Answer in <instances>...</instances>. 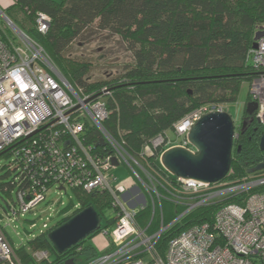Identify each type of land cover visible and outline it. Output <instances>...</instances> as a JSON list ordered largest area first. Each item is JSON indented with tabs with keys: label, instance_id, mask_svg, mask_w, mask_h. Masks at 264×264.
<instances>
[{
	"label": "trees",
	"instance_id": "16d2710c",
	"mask_svg": "<svg viewBox=\"0 0 264 264\" xmlns=\"http://www.w3.org/2000/svg\"><path fill=\"white\" fill-rule=\"evenodd\" d=\"M38 12L50 18L44 33H39L35 27L34 16ZM4 14L43 48L72 86L82 88L85 93L98 94L102 88L109 91L110 95L104 96L108 116L102 122L103 128L155 179L158 171L165 173L155 162L158 154L153 163L144 164L153 155L145 153L147 141L158 134L164 137L173 124L193 108L235 102L241 84L249 85L259 74L248 51L255 32L264 28V0H13ZM91 29L119 36L131 52L132 62L125 65L121 75L114 80L90 83L86 76L87 63L65 61L62 57L72 42L79 38L83 40ZM0 34L5 43L14 40L1 21ZM249 100L248 94L247 102ZM248 117L245 132L234 140L230 169L222 180L238 181L264 172L247 173L261 162L264 154L259 148L264 127L250 123ZM82 138L99 157L111 153L107 144L96 147L101 134L88 121H85ZM3 157L5 155L0 156ZM153 167L159 170L154 171ZM13 176L14 172L6 170V165H0V193L8 198L6 205L0 206V214L9 210L17 190L26 185L24 179L17 181L12 179ZM71 190L77 204L62 209L59 212L61 219L54 226L18 247L9 241L21 264H64L68 260L86 264L102 253L90 242L95 234L105 240L108 248L109 239L102 236L100 230L109 229L114 223L115 215L112 219L103 216L104 210L112 209L111 196L104 191ZM158 190L164 193L160 186ZM260 190L264 187L249 193ZM164 199L162 223L169 227L156 245L160 255L164 254L168 240L185 228L212 222L220 205L195 209L171 224L181 208L175 207L168 198ZM230 202H234L233 197L229 198ZM75 206H78L76 210L73 209ZM89 206L99 215L101 228L66 252L56 253L47 239L49 231ZM69 211L72 214L67 216ZM150 215L147 204L136 214L137 224L146 226ZM159 225L160 215L155 213L150 231L158 229ZM37 251L46 252L47 256L36 261L33 253Z\"/></svg>",
	"mask_w": 264,
	"mask_h": 264
},
{
	"label": "built area",
	"instance_id": "2783aa9c",
	"mask_svg": "<svg viewBox=\"0 0 264 264\" xmlns=\"http://www.w3.org/2000/svg\"><path fill=\"white\" fill-rule=\"evenodd\" d=\"M1 17L14 40L5 43L0 34V156L9 158L6 170L14 172L12 179H24L26 185L17 190L14 204L2 213L0 223L8 225L32 213L54 186L86 193L104 191L111 196L115 212L113 225L100 230L109 244L86 264H264V190L249 193L264 187V172L238 181L203 183L174 177L162 168L165 174L158 171L155 179L103 128L102 122L108 116L104 96L110 95L109 91L102 88L98 94L85 93L72 86L38 43L0 12ZM34 23L36 30L44 33L50 18L38 12ZM248 56L259 72L249 84L248 102L256 104L252 118L264 127V37L251 46ZM223 105L200 106L183 116L172 127L176 139L171 141L164 135L165 150L179 146L195 153L187 133L207 113L224 112ZM85 121L99 131L102 146L110 147L106 157H99L91 145L84 143ZM112 158L117 166L111 165ZM121 164L140 189L110 173L112 167ZM232 197L234 202L228 203ZM164 198L181 208L171 224L195 209L220 205L212 222L185 228L168 240L160 255L156 245L169 227L162 223ZM147 204L150 221L140 226L136 214ZM155 213L160 215V225L150 231ZM42 228L49 229L46 224ZM11 249L0 226V264L10 259ZM46 254L43 252L42 257Z\"/></svg>",
	"mask_w": 264,
	"mask_h": 264
},
{
	"label": "rangeland",
	"instance_id": "374dc122",
	"mask_svg": "<svg viewBox=\"0 0 264 264\" xmlns=\"http://www.w3.org/2000/svg\"><path fill=\"white\" fill-rule=\"evenodd\" d=\"M4 15L8 20L14 23L10 16L8 17L6 14ZM0 21L10 32L3 17L0 18ZM62 57L65 61L87 63L89 68L86 76L90 79V83H102L104 81L114 80L121 75L123 67L132 62L131 52L128 50L126 42H124L119 36L112 35L108 32L98 33L95 32L94 29L86 32L83 40L79 38L72 42L65 50ZM57 71L59 72L58 69ZM248 93L249 85L246 82H243L235 102L223 105V111L227 112L231 117L236 130L241 125L243 119ZM198 108L199 107L193 108L188 113H191ZM166 135L171 141L176 139L173 128L167 131ZM163 138L164 137H162L161 134H158L147 141V143H149V152L147 151L145 153H153V155L150 156L152 158L144 161L146 166L151 162L153 163L156 154L159 156L157 155L155 162L159 163L160 155L163 152L160 151L166 148L163 144ZM8 163L9 158H0V165L4 166ZM153 170L156 171L159 170V168L156 169L153 167ZM110 173L116 176L119 180H127L128 182L134 183L135 188L140 189L137 181L130 177L131 173L124 164H121L118 167H112ZM7 179H9V177ZM12 196L14 198V195ZM6 202H8V198L0 193V206H5ZM76 204L77 199L70 188L59 190L58 187L54 186L46 192L45 201L38 205L32 213H27L23 217H18L16 221L8 225L6 222H2L0 223V226L4 229V232L12 245L18 247L21 243L24 244L28 239L34 238L38 236L40 232H43V224H46L48 227L54 226L56 222L61 219L62 215H60L59 212L68 206L71 207V205L74 206ZM76 208H78V206H75V208L73 207L75 210ZM0 210L2 209L0 208ZM70 214H72V211L67 212L66 215L68 216ZM2 216L3 215L0 214L1 219H3ZM103 216L105 219H112L114 213L112 209H107L104 210ZM102 223L104 224V221ZM90 242H92L101 252L107 248V243L98 234H95ZM11 253L10 261L8 260L1 264H21L15 256L13 249H11ZM42 253L43 252L41 251L34 252V259L36 261L44 259Z\"/></svg>",
	"mask_w": 264,
	"mask_h": 264
},
{
	"label": "water",
	"instance_id": "95a60500",
	"mask_svg": "<svg viewBox=\"0 0 264 264\" xmlns=\"http://www.w3.org/2000/svg\"><path fill=\"white\" fill-rule=\"evenodd\" d=\"M264 37V28H259L253 37L256 41ZM256 104L247 102L244 114L251 116ZM246 119L242 120L241 132L246 127ZM235 139L233 120L226 112H214L204 115L187 133V140L195 153L179 146L164 150L159 158L161 167L170 175L203 183H215L224 179L230 169L231 154ZM98 145H104L102 139ZM259 148L264 152V131L260 137ZM112 166H117L115 158ZM264 170V154L261 162L247 170L248 174ZM101 219L91 206L83 208L63 224L55 227L47 234L54 251L58 254L66 252L74 245L85 240L100 229ZM64 264H74L72 260Z\"/></svg>",
	"mask_w": 264,
	"mask_h": 264
},
{
	"label": "crops",
	"instance_id": "0c3cea01",
	"mask_svg": "<svg viewBox=\"0 0 264 264\" xmlns=\"http://www.w3.org/2000/svg\"><path fill=\"white\" fill-rule=\"evenodd\" d=\"M13 0H0V12L4 14L5 10L12 4Z\"/></svg>",
	"mask_w": 264,
	"mask_h": 264
},
{
	"label": "flooded vegetation",
	"instance_id": "af4514ba",
	"mask_svg": "<svg viewBox=\"0 0 264 264\" xmlns=\"http://www.w3.org/2000/svg\"><path fill=\"white\" fill-rule=\"evenodd\" d=\"M246 118H247V116H244V117H243V119H246ZM248 118H250V120H249L250 123H251V122H254V123L257 124V122H256L255 120H253L252 115L249 116ZM243 119H242V120H243ZM246 121H247V120H246ZM241 123H242V122H241ZM257 125H258V124H257ZM244 132H245L244 130L241 132V125L239 126V128H238L237 130L235 129V133H236V135H237L238 137H239L240 134H243ZM237 133H238V134H237ZM238 137H237L236 139H238Z\"/></svg>",
	"mask_w": 264,
	"mask_h": 264
},
{
	"label": "clouds",
	"instance_id": "9594fccd",
	"mask_svg": "<svg viewBox=\"0 0 264 264\" xmlns=\"http://www.w3.org/2000/svg\"><path fill=\"white\" fill-rule=\"evenodd\" d=\"M227 113V112H226ZM100 228H101V225H100Z\"/></svg>",
	"mask_w": 264,
	"mask_h": 264
}]
</instances>
